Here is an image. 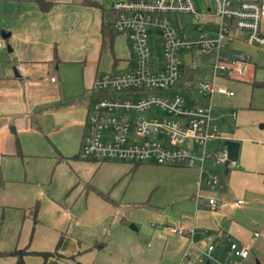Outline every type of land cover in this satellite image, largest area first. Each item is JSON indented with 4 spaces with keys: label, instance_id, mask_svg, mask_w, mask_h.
Masks as SVG:
<instances>
[{
    "label": "crops",
    "instance_id": "obj_1",
    "mask_svg": "<svg viewBox=\"0 0 264 264\" xmlns=\"http://www.w3.org/2000/svg\"><path fill=\"white\" fill-rule=\"evenodd\" d=\"M46 1L50 5L43 10L35 0H0L3 38L0 46V202L23 207L21 216L29 217L31 213V219L24 217V230L22 226L17 239L16 232L9 238L0 236V252L15 248L55 251L47 256L27 253L23 256L24 264H74L75 260L87 264L81 260L86 248L79 240L63 236L51 225L40 226L37 209L34 220L32 208L15 200V194H5L2 190L1 181L12 180L2 179V172L17 168V162L15 165L13 162L20 156L64 160L79 154L87 112L95 99L92 91L95 77L127 65L126 62L120 66L124 58L118 52V37L123 34L110 29L106 21L111 3L119 0H91L95 4L85 0ZM104 29L111 30V46L104 41ZM106 54L111 56L109 68L103 65ZM251 75L248 70L246 78H219L216 82L233 90L230 82L247 81L252 79ZM188 82L196 84L195 80ZM257 86L264 84L258 82ZM213 116L220 138L212 146L218 147L224 139L239 142L234 165L226 171L217 169L218 190L198 186L196 166L162 165L166 176L156 183L158 192L163 191L172 198L171 210L176 205L177 211L188 206L181 217L162 214L161 222L157 223L191 230L190 233L177 235L154 226L155 232L165 237L164 247L177 258L176 264H185V260L186 264H192L193 256L198 259L201 250L209 244L214 245V258L225 260L229 244L224 235L245 246L241 240L245 239L248 229L239 218L256 205L264 206V98H245L235 92L231 96L221 95L214 101ZM133 164L132 170L139 163ZM197 192L202 203L207 196H215L218 208L196 206ZM237 199L242 202L234 205ZM5 239L9 243L15 241L14 245L2 249ZM145 245L149 246L150 242ZM0 257L8 259V264L16 263L15 256ZM247 258L248 255L243 259Z\"/></svg>",
    "mask_w": 264,
    "mask_h": 264
},
{
    "label": "built area",
    "instance_id": "obj_2",
    "mask_svg": "<svg viewBox=\"0 0 264 264\" xmlns=\"http://www.w3.org/2000/svg\"><path fill=\"white\" fill-rule=\"evenodd\" d=\"M180 14L195 20V37L189 38L171 18ZM106 21L113 31L128 37L130 61L122 71L95 77V99L87 112L81 151L98 161L196 166L198 186L217 191V169L228 170L234 160H228L224 146H212L220 138L214 101L234 92L216 81L248 77L249 55L231 50V45L242 41L264 46V0H212L204 11L195 0H119L111 3ZM187 61L197 74L183 73ZM204 68L209 76L202 74ZM189 79L196 82L192 88L186 86ZM181 82L186 94L177 87ZM200 196L195 195L196 206L218 208L215 196H207L203 203ZM155 227L177 235L191 232L162 223ZM224 236L229 244L225 260L215 259L214 245L209 244L197 261L238 264L247 257L245 246Z\"/></svg>",
    "mask_w": 264,
    "mask_h": 264
},
{
    "label": "rangeland",
    "instance_id": "obj_3",
    "mask_svg": "<svg viewBox=\"0 0 264 264\" xmlns=\"http://www.w3.org/2000/svg\"><path fill=\"white\" fill-rule=\"evenodd\" d=\"M195 2L202 11L205 10L206 3L212 4V0ZM171 18L182 26L189 38L196 36L195 20L191 15L180 14ZM128 50V37L119 36L118 52L124 58L120 65L122 67L130 61ZM231 50H242L249 55V71L252 74V79L247 81L235 80L229 83L235 94L245 98H264V86H257V82H264V46L256 47L241 41L233 43ZM106 55L103 65L109 68L111 56ZM188 64V61L184 64L186 67H183V73L196 72L187 67ZM122 70L121 67L116 69ZM208 71L204 68L202 74L209 76ZM186 86L192 88L194 84L187 82ZM177 87L186 94L187 91L182 90L183 82ZM16 160L13 163L15 165L17 162V168L2 172V179H12L8 183L1 181L2 190H5V194H15L14 199L21 201L29 209L38 203L37 217L40 226L51 225L63 233V236L79 240L81 246L86 248L81 257L83 262L176 264L177 258L164 247L165 237L159 235L161 232H155L154 226L161 222V217L164 216L162 214L181 217L185 214L184 209L188 211V206L177 211L176 205L171 210L169 203L172 198L163 191L158 192L156 183L165 175L161 164L139 163L132 170L131 166L134 164L131 162L98 161L86 157L82 151L75 157L64 160L50 156H20ZM22 211L23 207H11L0 202V236L9 238L16 232L17 239L22 230L23 219H31L30 212L27 217L21 216ZM239 219L248 229L245 239L241 240V243L246 244L248 258L238 260V264H255L257 260L264 264V206L256 205ZM130 224H134L135 228ZM254 231L258 234L253 235ZM5 240L7 241L1 246L2 249L12 247L9 245L15 243ZM146 242H150V245L146 246ZM0 264H8V259L0 257ZM192 264L202 263L194 255Z\"/></svg>",
    "mask_w": 264,
    "mask_h": 264
},
{
    "label": "trees",
    "instance_id": "obj_4",
    "mask_svg": "<svg viewBox=\"0 0 264 264\" xmlns=\"http://www.w3.org/2000/svg\"><path fill=\"white\" fill-rule=\"evenodd\" d=\"M35 1L38 3L40 8L43 9V10H46L49 7V5H50L49 2H47L46 0H35ZM85 2L88 3V4H95V2L91 1V0H85ZM108 26H110V25H108ZM110 29H112L111 26H110ZM110 29L109 30L108 29H106V30L104 29V31H103L104 41L106 43H109V46H111V39H112L111 30ZM260 83L264 84V82H260ZM36 209H37V203L32 208L34 220H36V216H35ZM58 244H59V241H58L57 245ZM53 252H55V251H53ZM53 252H50V251H32V250L29 251V250H26L24 248H22V249H16L15 248V249H11V250L1 251L0 255L1 256H15L16 257V263L15 264H24L23 256L25 254H27V253H35V254H41L43 256H47L49 254H52ZM74 264H83V263L75 260Z\"/></svg>",
    "mask_w": 264,
    "mask_h": 264
},
{
    "label": "water",
    "instance_id": "obj_5",
    "mask_svg": "<svg viewBox=\"0 0 264 264\" xmlns=\"http://www.w3.org/2000/svg\"><path fill=\"white\" fill-rule=\"evenodd\" d=\"M222 146H225L228 160H235L238 155V148H239V142L231 139H224L221 143ZM131 227H134V225H130ZM207 263V262H206ZM255 264H262L258 260L255 262Z\"/></svg>",
    "mask_w": 264,
    "mask_h": 264
}]
</instances>
